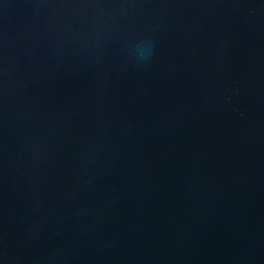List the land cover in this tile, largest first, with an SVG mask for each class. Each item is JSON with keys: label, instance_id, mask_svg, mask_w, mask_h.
<instances>
[{"label": "water", "instance_id": "water-1", "mask_svg": "<svg viewBox=\"0 0 264 264\" xmlns=\"http://www.w3.org/2000/svg\"><path fill=\"white\" fill-rule=\"evenodd\" d=\"M0 264H264V0H0Z\"/></svg>", "mask_w": 264, "mask_h": 264}]
</instances>
